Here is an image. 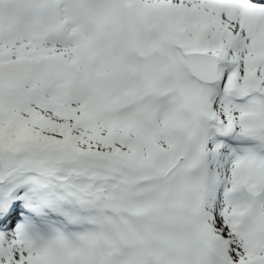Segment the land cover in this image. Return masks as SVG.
I'll return each mask as SVG.
<instances>
[{
	"label": "snow or ice",
	"instance_id": "6c2138e0",
	"mask_svg": "<svg viewBox=\"0 0 264 264\" xmlns=\"http://www.w3.org/2000/svg\"><path fill=\"white\" fill-rule=\"evenodd\" d=\"M0 264H264V0H0Z\"/></svg>",
	"mask_w": 264,
	"mask_h": 264
}]
</instances>
